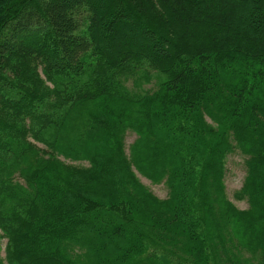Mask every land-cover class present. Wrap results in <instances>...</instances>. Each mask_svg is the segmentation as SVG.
<instances>
[{"label": "trees", "instance_id": "1", "mask_svg": "<svg viewBox=\"0 0 264 264\" xmlns=\"http://www.w3.org/2000/svg\"><path fill=\"white\" fill-rule=\"evenodd\" d=\"M0 230V264H264V0H0Z\"/></svg>", "mask_w": 264, "mask_h": 264}, {"label": "rangeland", "instance_id": "2", "mask_svg": "<svg viewBox=\"0 0 264 264\" xmlns=\"http://www.w3.org/2000/svg\"><path fill=\"white\" fill-rule=\"evenodd\" d=\"M24 65V64H23ZM21 65V66H23ZM38 74L40 77H42L43 80H46V76L41 68L38 69ZM50 84V83H48ZM147 87H150V85H146ZM206 121L210 124H216L215 121L209 120L208 116H206ZM217 125V124H216ZM215 125V126H216ZM137 135L133 131H128L126 134L125 144H126V150L129 152V147L133 143V141L136 139ZM36 142L34 139L32 140ZM40 147H44L43 144L37 143ZM62 160L69 164L74 165H88L87 162L82 161H74L71 159H67L64 157H61ZM245 159L246 157L238 150L230 153L226 158V175H225V184H226V190L228 197L231 201H233L239 208L246 209L248 208V202L245 200H237L234 196V193L241 188L245 175H246V165H245ZM142 182L148 186L158 197L160 198H166L168 195V188L166 184L162 182H154L142 175H138ZM0 233L1 230H0ZM7 239L3 238L1 240V255L2 257H5V249H6Z\"/></svg>", "mask_w": 264, "mask_h": 264}]
</instances>
